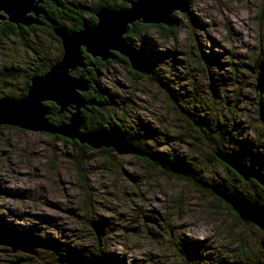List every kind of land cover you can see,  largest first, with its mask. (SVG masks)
Masks as SVG:
<instances>
[{"label": "rangeland", "instance_id": "obj_1", "mask_svg": "<svg viewBox=\"0 0 264 264\" xmlns=\"http://www.w3.org/2000/svg\"><path fill=\"white\" fill-rule=\"evenodd\" d=\"M63 1L88 18L101 0ZM173 16L175 38L155 28L130 38L161 82L143 73L136 78L131 65L113 60L100 71L111 94L103 126L165 153L190 175L246 195L252 189L226 170L216 151L241 156L264 176L258 70L251 71L264 59V0H191L187 12ZM61 54L46 28L0 40V97L21 94L33 69ZM210 76L219 98L209 89ZM187 111L201 128L187 121ZM101 149L0 125V229L41 243L33 254L0 244V264H60L55 250L97 253L105 264H264V231L239 220L211 186L212 193L138 155ZM95 219L106 225L100 245L89 223Z\"/></svg>", "mask_w": 264, "mask_h": 264}, {"label": "water", "instance_id": "obj_2", "mask_svg": "<svg viewBox=\"0 0 264 264\" xmlns=\"http://www.w3.org/2000/svg\"><path fill=\"white\" fill-rule=\"evenodd\" d=\"M45 0H0V21L8 20L17 29L22 26L41 25L43 20L51 24V28L60 39L62 54L43 74L33 75L26 93L22 96L0 97V125L17 126L23 129L57 134L70 140H77L91 148H111L119 154H135L158 162L159 166L175 174L182 171L165 160L160 154L146 151L141 146L123 140L112 132L103 129H84L83 111L92 105H100L96 97H85L96 81L91 82L84 73L87 67L86 54L92 58L107 61L117 52L127 58L131 68L137 72L150 75L154 72L149 57L139 51L125 38L130 26L139 21L145 24H164L171 26L174 22V11L187 12L191 0H128L122 7L101 5L94 12L96 22L91 23L82 18L78 29H70L59 24L46 14L43 7ZM60 6L58 1H55ZM92 64V63H90ZM79 70L76 75L74 71ZM257 71L255 89L259 91L258 112L264 123V59L257 61L251 71ZM209 89L214 98H219L220 89L216 80L210 76ZM95 91V89H93ZM46 102L58 106V114L67 112L66 122L56 124L49 119L50 109ZM216 156L236 171L244 180L259 176L256 169L246 164L234 154L216 151ZM264 186V178L261 179ZM212 192L229 204L243 221H250L264 231V202L248 199L238 193L211 186ZM4 190L0 189V194ZM139 217V216H138ZM145 221L156 222L152 215H143ZM135 221L136 218H132ZM90 225L101 244L106 234V225L100 220H91ZM136 231V228H133ZM0 244L33 254L41 243L36 240H24L13 235L0 232ZM56 261L60 264H105L106 256L64 254L55 250ZM17 259L12 264H21Z\"/></svg>", "mask_w": 264, "mask_h": 264}, {"label": "trees", "instance_id": "obj_3", "mask_svg": "<svg viewBox=\"0 0 264 264\" xmlns=\"http://www.w3.org/2000/svg\"><path fill=\"white\" fill-rule=\"evenodd\" d=\"M54 1H58L60 3V6H57ZM127 1L128 0H125L121 4H117L112 0H101L98 4V7L101 5H106V6H110V7H122V6L128 5ZM42 5H43L47 15H49L51 18L56 20L59 24L68 26L70 29L80 28L81 23H82V18L85 17L82 9H77L73 6H69L63 0H45ZM94 12H95V10H93V13L91 14V16L87 18L88 21L91 23H95L97 20L96 17L94 16ZM65 20H69L71 22L70 25L67 24V22ZM43 21H44V23L41 25H31L28 27L22 26L20 29H17L16 25L14 23L9 22L8 20L0 21V40L8 37L11 34L24 35V33L27 32L28 30L46 28L49 31L50 35L61 45L60 39L57 36H55V34L51 28V24L45 20H43ZM176 26H177V23L175 20L171 26H166L164 24H145V23H141V22L137 21V22H135L134 25L130 26L128 33L125 34V38L127 39V41L129 43H131L130 38H133L135 35H141V34L147 33L149 30H151L153 28H155L157 30V32L159 33V35L163 38H172V37L175 38L176 37ZM60 57H61V55H59L57 57L56 61L59 60ZM109 60L124 62L127 65H129L127 58L124 57L123 55L117 53V52H114V56L112 58H110ZM85 61L87 63V67L85 68L84 73L88 78V75L91 72V76H89V77L92 78V80H90L89 78L88 79L91 82L96 81L98 83V87L96 88L95 85H93L89 91L83 92V95L85 97H90V96L96 97L97 101L100 102V105L88 106V108L83 111V114L85 117L84 129L89 130V129L100 128V129H103L105 131L112 132L116 136H118L119 138H121L123 140L130 141L136 145L141 146L142 149H144L146 151H150V152L160 154L165 160L170 162L173 166L183 170V172H184V169L179 165V163H177L173 159H170L169 157H167L165 153L160 152V151H155L151 148L146 147L142 143H139L138 141H136L134 136L121 134L118 130H116L115 126H112L111 128H107V127L103 126L102 120L103 119L107 120L105 109L108 108V104L111 102V100H110L111 94L107 88L101 86V84L99 82V75H100V71L106 65V62L108 60L102 61L100 58H92L89 54H86V60ZM53 63L54 62L47 64V62H46L43 65H40V66H37L36 68H34L33 72L31 74H29V76H28L27 84H26V87L24 88L23 92L19 95H15L14 93H10L8 95L16 97V96H22L23 94H25L27 87L30 84L31 77L33 75L45 73ZM90 63H92V64H90ZM151 64L153 65L152 61H151ZM131 71L136 78H140V77L144 76L143 74H141L140 72H137L135 70H131ZM78 73H79V70H78ZM148 78L155 80L157 82L162 81V79L159 76V73L155 69H154V72L148 76ZM98 88H100V89L97 90ZM93 89H95V91ZM96 90H97V92H96ZM48 105H49V109H50V114L48 117L52 123L60 124V123L67 121L69 114H64V115L59 116L58 106H56L53 103L52 104L49 103ZM187 113L190 115V117L187 116V118H188L187 121L191 124L197 123L196 126L200 127V124H201L200 120L197 119L194 116V114L191 113L190 111H187ZM53 135L56 137H60V138L65 139V137H63V136H60L57 134H53ZM71 142L73 144L81 146L84 149L89 148V146L86 144H79L78 141L75 139L71 140ZM219 150H220V147H219ZM101 151L109 152V151H111V148H103V149H101ZM230 153L234 154L233 152H230ZM234 155L237 158L244 161L241 156H239L237 154H234ZM136 157L137 158H143L148 164H150L152 166H159L158 162L151 161L150 159H148L146 157H139V156H136ZM244 162L246 164H248L249 166L254 168V166H252L250 163H248L246 161H244ZM222 164L224 165L226 170L234 172L237 175L238 179L242 180L245 185H247L248 187H250L252 189L246 195L243 194L244 192L243 193L238 192V194H240V195H242L248 199H253V200L256 199V200H259L261 202H264V186L262 185V182H261V179L264 178V176L257 169H256V171L259 174L258 177L250 178L249 180H243L242 177L236 171H234L231 167H229L225 162L222 161ZM164 172L169 176H173V177H177V178H183V179L187 180L188 182H194L198 186L202 187V189L209 190L210 192H211V190L209 189V187L214 186V185L219 186L222 189L234 192L233 189L231 188V186H229L228 184H218L217 185L214 183H210L206 180H202L201 177L195 176L194 174L190 175V173H186V172H184L183 174H178V173L175 174L173 172H167V171H164ZM254 185H258V187L260 189L259 192L257 190H254ZM215 197L221 199L217 195H215ZM226 206L233 212V208L229 204L226 203ZM235 215L237 216V218L239 220H241L237 214H235ZM0 232H4V231L0 229ZM12 235L16 236L18 238H21V239L25 238V236H17L16 234H12ZM98 245H99V243H98ZM92 255H99V254L93 253ZM84 256H88V255L85 254Z\"/></svg>", "mask_w": 264, "mask_h": 264}, {"label": "flooded vegetation", "instance_id": "obj_4", "mask_svg": "<svg viewBox=\"0 0 264 264\" xmlns=\"http://www.w3.org/2000/svg\"><path fill=\"white\" fill-rule=\"evenodd\" d=\"M55 2V1H54ZM60 4V3H59ZM96 11V10H95ZM95 16V15H94ZM86 18V17H85ZM88 20V19H87ZM44 22V21H43ZM31 26V25H30ZM25 27H28V26H25ZM132 44V43H131ZM134 46V45H133ZM135 47V46H134ZM130 65V64H129ZM89 76H91V72H90V74L88 75V78L90 79V80H92V78H90ZM100 88H98L97 90H99ZM97 90H96V92H97ZM112 150V149H111ZM181 170V169H180ZM182 171V173H178V174H183L184 172H183V170H181ZM138 212H142L143 213V210H139ZM136 229H138V228H136ZM135 233H136V231H134ZM160 235V234H159ZM65 254V253H64ZM250 257V262H255L256 261V259H255V257L254 256H252V255H249ZM249 262V263H250ZM238 264H241V263H238Z\"/></svg>", "mask_w": 264, "mask_h": 264}]
</instances>
